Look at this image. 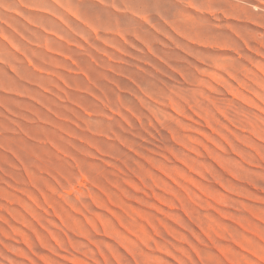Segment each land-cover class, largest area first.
Returning a JSON list of instances; mask_svg holds the SVG:
<instances>
[{
  "label": "rangeland",
  "instance_id": "374dc122",
  "mask_svg": "<svg viewBox=\"0 0 264 264\" xmlns=\"http://www.w3.org/2000/svg\"><path fill=\"white\" fill-rule=\"evenodd\" d=\"M57 1L1 14L0 264H264V0Z\"/></svg>",
  "mask_w": 264,
  "mask_h": 264
},
{
  "label": "crops",
  "instance_id": "0c3cea01",
  "mask_svg": "<svg viewBox=\"0 0 264 264\" xmlns=\"http://www.w3.org/2000/svg\"><path fill=\"white\" fill-rule=\"evenodd\" d=\"M49 0H7L5 3L0 2V19L1 14H8L9 18L26 19L28 14H34L38 12H45L47 10V3ZM58 1L55 0V6L57 7ZM60 11L62 10V3H60ZM4 19V18H3ZM31 23L33 21H30ZM39 25V24H38ZM41 27V25H39Z\"/></svg>",
  "mask_w": 264,
  "mask_h": 264
},
{
  "label": "bare ground",
  "instance_id": "6f19581e",
  "mask_svg": "<svg viewBox=\"0 0 264 264\" xmlns=\"http://www.w3.org/2000/svg\"><path fill=\"white\" fill-rule=\"evenodd\" d=\"M201 43V42H200Z\"/></svg>",
  "mask_w": 264,
  "mask_h": 264
}]
</instances>
